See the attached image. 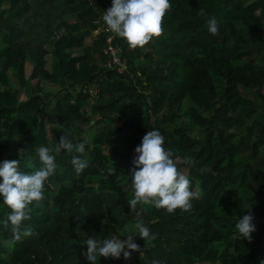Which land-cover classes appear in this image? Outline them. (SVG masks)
<instances>
[{"label":"trees","instance_id":"16d2710c","mask_svg":"<svg viewBox=\"0 0 264 264\" xmlns=\"http://www.w3.org/2000/svg\"><path fill=\"white\" fill-rule=\"evenodd\" d=\"M90 2L0 0V163L19 161L20 171L32 173L42 166L37 150L54 149L62 134L86 143L83 154L55 156L44 199L28 206L31 218L22 222L32 235L12 240L3 224L10 209L0 202V264H89L85 241L123 240L133 220L155 239L137 236L143 255L132 252L128 264H260L264 0H169L161 35L136 48L111 39L123 72L105 66L111 32L94 35L103 13ZM213 17L216 35L206 27ZM151 130L164 136L189 190L199 192L188 211L138 204L140 215L131 213L134 149ZM73 155L88 161L79 175ZM249 206L251 242L235 230ZM126 261L122 254L96 264Z\"/></svg>","mask_w":264,"mask_h":264},{"label":"clouds","instance_id":"9594fccd","mask_svg":"<svg viewBox=\"0 0 264 264\" xmlns=\"http://www.w3.org/2000/svg\"><path fill=\"white\" fill-rule=\"evenodd\" d=\"M169 0H112V6L102 14L101 19L106 30L115 36L123 38L130 48L143 47L154 36L162 34V21L165 13L170 9ZM200 14L203 15V9ZM208 32L218 34V21L213 17L207 21ZM165 138L157 130L148 131L142 138L141 144L134 149L135 157L132 160L133 168L130 172L132 178L133 198L127 201L131 213L140 215L137 205H151L156 209H165L172 213L176 209L188 211L190 201L199 196V192L189 190V178L178 171L177 164L172 159V153L163 147ZM86 143L81 141L73 144L68 135L62 134L54 149L41 146L37 156L42 165L35 172L20 171L19 161H4L0 163V202L8 209L10 214L3 221L4 227L11 226L13 241L33 234L30 226L22 229V222L29 220L31 209L28 207L34 201L44 199L45 182L55 173L57 164L55 156L62 150L77 154L85 152ZM54 152L55 155L50 153ZM23 153H21L22 155ZM181 164L194 165L191 157L178 158ZM76 174H80L87 166L88 161L79 155H73L70 161ZM201 173L205 168L200 169ZM252 206L248 207V214L242 215L235 225L238 238L251 242V234L255 231L252 224ZM134 228L138 230L127 234L123 240L113 235L111 239L102 242L89 238L85 241L86 252L82 255L89 264H96L98 257L118 259L123 254L125 260L130 258L132 252L143 255L140 246L135 243L139 236L143 241L155 239L150 230L138 221ZM80 232L77 226L76 234ZM153 264H159L153 261ZM264 264V260L260 262Z\"/></svg>","mask_w":264,"mask_h":264},{"label":"rangeland","instance_id":"374dc122","mask_svg":"<svg viewBox=\"0 0 264 264\" xmlns=\"http://www.w3.org/2000/svg\"><path fill=\"white\" fill-rule=\"evenodd\" d=\"M90 1H91V0H90ZM90 3H93V2L91 1ZM99 8H100L101 10H103V9L101 8L100 4H99ZM102 13H103V12H102ZM101 17H102V16H101ZM101 17H100V19H99V22L102 23V24H100L99 27L97 28V30L94 31V35H95V36L102 32L103 27H106L105 24H104V22H103V20L101 19ZM86 43H87V44L91 43V39L89 38V39L86 41ZM145 51H146V50H145ZM50 64H51V60H50V58H48V61H47V67H49ZM25 72H26L25 75L28 77L29 74H30V72H31V66H30V65H29V66H26ZM33 83H35V82H33ZM47 86H48V88H49L51 91H53V92L56 91L55 87L50 86V85H47ZM185 113H188V111H186ZM188 120H189L188 117L185 116L183 121H184V122H188ZM184 122H182L180 125L182 126ZM184 125H186V124H184ZM176 126H177V125H176ZM88 134H89V136L92 135L91 132H88ZM101 150H102V151H103V150L106 151V150L103 149V148H101ZM175 163L178 164L177 161H176ZM180 171H181V173H183V174L186 175V172H185L183 169L180 168ZM130 199H132V198H130ZM136 223H137V221L133 220L132 223L129 224V225L126 227L127 232H128L129 234L138 231V230H136V229L134 228V225H135Z\"/></svg>","mask_w":264,"mask_h":264},{"label":"built area","instance_id":"2783aa9c","mask_svg":"<svg viewBox=\"0 0 264 264\" xmlns=\"http://www.w3.org/2000/svg\"><path fill=\"white\" fill-rule=\"evenodd\" d=\"M93 2V0H91ZM102 31L107 32L106 28H103ZM114 34L111 33L110 39L108 40V45L105 50V53L109 55V60L105 64V66L110 67V68H115L117 69L118 72H123L125 69V64L122 62L120 55H119V50L115 48L114 46L111 45V39L114 38ZM130 258L127 259V261L124 264H128Z\"/></svg>","mask_w":264,"mask_h":264},{"label":"crops","instance_id":"0c3cea01","mask_svg":"<svg viewBox=\"0 0 264 264\" xmlns=\"http://www.w3.org/2000/svg\"><path fill=\"white\" fill-rule=\"evenodd\" d=\"M94 1L96 3H98V5L100 4L101 8L103 9L102 10L103 13H105L112 6V0H94ZM29 65H30L29 63H26L25 69H26V66H29ZM25 74H26V72H25Z\"/></svg>","mask_w":264,"mask_h":264},{"label":"water","instance_id":"95a60500","mask_svg":"<svg viewBox=\"0 0 264 264\" xmlns=\"http://www.w3.org/2000/svg\"><path fill=\"white\" fill-rule=\"evenodd\" d=\"M83 138H84V140L87 142V140H88L87 135H84ZM134 154H135V153H134ZM135 155H136V154H135Z\"/></svg>","mask_w":264,"mask_h":264}]
</instances>
